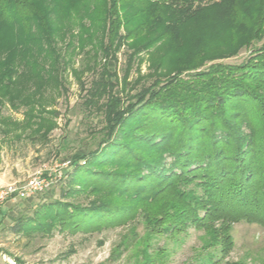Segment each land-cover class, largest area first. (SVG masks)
<instances>
[{
    "label": "trees",
    "instance_id": "16d2710c",
    "mask_svg": "<svg viewBox=\"0 0 264 264\" xmlns=\"http://www.w3.org/2000/svg\"><path fill=\"white\" fill-rule=\"evenodd\" d=\"M83 1L88 8L92 4L96 14L103 12L102 20L110 19L108 42L102 47L106 61L126 39L143 35L154 36L147 47L160 41L172 46L187 24L212 5L225 10L233 26H243L246 48L253 41L262 45L251 49L239 65L217 64L185 76L180 71L126 99L113 92L108 71L102 73L86 101L88 108L104 113L97 149L75 155L63 176L66 186L60 199L38 206L14 231L29 236L92 234L134 225L140 218L144 232L152 234L203 225L210 229L213 222L264 227V0ZM48 13L34 0H0V52H6L8 44L21 50L40 39L48 41ZM102 20L93 17L92 24ZM19 28L28 35L16 41ZM34 28L46 32L33 37L28 32ZM197 49L183 61L199 57ZM175 53L171 49L162 58L174 59ZM3 69V77L11 73ZM81 195L95 200L87 205L71 200Z\"/></svg>",
    "mask_w": 264,
    "mask_h": 264
},
{
    "label": "rangeland",
    "instance_id": "374dc122",
    "mask_svg": "<svg viewBox=\"0 0 264 264\" xmlns=\"http://www.w3.org/2000/svg\"><path fill=\"white\" fill-rule=\"evenodd\" d=\"M34 1L49 12V40L21 50L8 44L6 52H0V185L20 187L40 175L57 181L28 200L6 201L0 212V264H145L160 255L157 264H264V227L244 222H213L210 229L203 225L171 234L144 232L142 218L134 225L92 234L56 231L51 236H29L14 231L17 222L32 217L38 206L60 199L66 186L63 176L75 155L97 149L104 113L88 108L86 101L102 73L108 71L106 80L113 92L126 99L180 71L185 76L217 64L239 65L251 49L262 45L253 41L246 48L243 26H233L225 10L212 5L187 24L172 46L160 41L147 47L154 36L143 35L126 39L116 56L106 61L102 47L108 42L110 19L102 20L103 12L96 14L83 0ZM93 17L102 22L92 24ZM34 29L28 32L33 37L46 32ZM120 34L126 32L121 29ZM27 35L19 28L16 41ZM197 48L199 57L183 61ZM171 49L177 50L175 58H162ZM177 57L183 59L176 61ZM4 67L11 71L6 77ZM228 111L233 113L231 107ZM81 196L71 200L85 205L95 200Z\"/></svg>",
    "mask_w": 264,
    "mask_h": 264
},
{
    "label": "built area",
    "instance_id": "2783aa9c",
    "mask_svg": "<svg viewBox=\"0 0 264 264\" xmlns=\"http://www.w3.org/2000/svg\"><path fill=\"white\" fill-rule=\"evenodd\" d=\"M56 181V178L51 176L40 175L29 179L23 186L20 187L15 185H0V212L6 201L29 199L30 197L50 189Z\"/></svg>",
    "mask_w": 264,
    "mask_h": 264
}]
</instances>
